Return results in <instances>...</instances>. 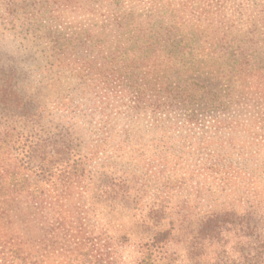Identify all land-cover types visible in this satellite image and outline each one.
<instances>
[{
	"label": "trees",
	"instance_id": "16d2710c",
	"mask_svg": "<svg viewBox=\"0 0 264 264\" xmlns=\"http://www.w3.org/2000/svg\"><path fill=\"white\" fill-rule=\"evenodd\" d=\"M0 21L35 29L0 64V264H264V0H0Z\"/></svg>",
	"mask_w": 264,
	"mask_h": 264
},
{
	"label": "rangeland",
	"instance_id": "374dc122",
	"mask_svg": "<svg viewBox=\"0 0 264 264\" xmlns=\"http://www.w3.org/2000/svg\"><path fill=\"white\" fill-rule=\"evenodd\" d=\"M69 18L80 23L82 22L83 24L91 22L90 18H88L86 15L80 14L79 12H71L69 14ZM25 30L26 29H19L18 27L11 28L8 25H3L0 21V64H2V61L12 58L15 55V48H17V46H19V44H21L23 41V35H25L28 31H32L35 29H27V32ZM45 31L52 32V29H36V33H44ZM49 40L50 36H47V39L43 38L42 42L44 43ZM21 58V61L23 65H25V67L34 68V62L32 59H30L28 56ZM35 76L38 77L37 73L33 72L31 75V79ZM31 82H34V80H30V83ZM38 96L41 99H46L45 91H40L38 93ZM106 210L108 219L107 221L110 222L112 228L116 230L130 229L133 218L131 215L132 212H129L127 208L121 206L120 208L117 207L112 211H109L108 209Z\"/></svg>",
	"mask_w": 264,
	"mask_h": 264
}]
</instances>
